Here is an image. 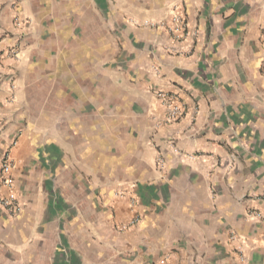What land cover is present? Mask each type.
<instances>
[{"label": "crops", "instance_id": "crops-1", "mask_svg": "<svg viewBox=\"0 0 264 264\" xmlns=\"http://www.w3.org/2000/svg\"><path fill=\"white\" fill-rule=\"evenodd\" d=\"M100 2L0 0V264H264V0H144L109 64Z\"/></svg>", "mask_w": 264, "mask_h": 264}, {"label": "rangeland", "instance_id": "rangeland-1", "mask_svg": "<svg viewBox=\"0 0 264 264\" xmlns=\"http://www.w3.org/2000/svg\"><path fill=\"white\" fill-rule=\"evenodd\" d=\"M144 0H102L104 4V15L100 11L99 16L97 14L94 15L93 18H90V23L96 25L98 22L100 23V27L103 26L106 34V45H107V53H106V63H112L113 58H117L122 46H125L126 43L123 41H119L117 39L118 32L120 30L121 25H123L126 21H130V12L135 13L136 11L142 10L144 8ZM101 3V2H100ZM101 3V4H102ZM92 9V8H91ZM130 18V19H129ZM99 19V21H98ZM138 23L144 24L145 21H139ZM92 43V42H91ZM112 47H117L116 51L112 52ZM114 49V48H113ZM12 50V49H11ZM10 50V51H11ZM12 73L7 71L0 70V162L3 164V161L6 158L10 159L13 158L12 155L10 156L11 146H13L20 138V134H15L12 137V144L8 147H2V142L6 139L4 135L5 132V125L14 123L17 124L18 119L17 117L14 119H9L7 113L9 110H17L19 105L21 104L25 111H27L28 117L31 118V110L33 108V102L28 100L27 95V88H24L25 81V73L24 72H16L15 77L11 78ZM31 76H34L32 74ZM11 78V79H10ZM18 78L20 81L17 82ZM22 80V81H21ZM30 94L33 95V89L31 88ZM26 99H25V98ZM34 98V97H32ZM29 122L26 119V123ZM162 156V155H161ZM157 158V157H156ZM91 204H93L94 208L98 207V200L95 198V195H91ZM108 207V205H107ZM132 220V219H131ZM135 221H124L121 223L123 228H126L132 225ZM111 224V223H110Z\"/></svg>", "mask_w": 264, "mask_h": 264}, {"label": "built area", "instance_id": "built-area-1", "mask_svg": "<svg viewBox=\"0 0 264 264\" xmlns=\"http://www.w3.org/2000/svg\"><path fill=\"white\" fill-rule=\"evenodd\" d=\"M180 26L183 27V25ZM159 99L160 104L163 107L162 112L164 122H178L187 111V105L182 101L173 102L172 99L165 94H160ZM10 162L11 160L6 158L0 168V204L4 209L13 212L18 208L16 196L11 192H9L8 195L2 194L3 188L9 183ZM164 163L165 159L159 154L157 156V165L161 168L164 166Z\"/></svg>", "mask_w": 264, "mask_h": 264}]
</instances>
